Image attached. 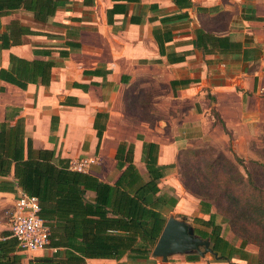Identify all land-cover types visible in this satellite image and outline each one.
<instances>
[{"label": "crops", "instance_id": "0c3cea01", "mask_svg": "<svg viewBox=\"0 0 264 264\" xmlns=\"http://www.w3.org/2000/svg\"><path fill=\"white\" fill-rule=\"evenodd\" d=\"M59 3L53 16L40 19L23 0H0V69H8L11 55L51 65L47 85L30 82L22 90L0 80V124L19 121L35 150L53 151L68 164L93 159L86 173L107 184L120 175L115 155L123 144L133 145V165L146 179L150 145L165 167L160 193L177 200L164 216L187 223L193 198L172 173L181 151L210 146L241 157L264 138V0ZM20 192L12 171L0 177V233L10 232ZM196 211L192 220L208 219L199 201ZM223 238L240 246V239ZM248 246L230 261L190 250L167 261L151 255L86 264H249Z\"/></svg>", "mask_w": 264, "mask_h": 264}, {"label": "trees", "instance_id": "16d2710c", "mask_svg": "<svg viewBox=\"0 0 264 264\" xmlns=\"http://www.w3.org/2000/svg\"><path fill=\"white\" fill-rule=\"evenodd\" d=\"M59 2L23 0L24 8L40 19L53 16ZM50 68L47 62L11 55L8 69H0V80L22 90L30 82L47 85ZM97 135L98 148L101 133ZM148 147L143 156L146 179L133 165V145L123 144L115 155L120 175L115 183L107 184L88 173L70 170L68 162L55 158L53 151L35 150L19 121L14 125L7 119L1 123L0 177L13 172L21 192L37 198L39 217L50 231L48 249L52 253L31 257L27 264H86L88 259L150 257L167 221L164 211L172 210L177 200L160 193L158 184L165 167L157 165L156 154ZM202 150L184 151L195 162L186 172L193 181L189 186L183 181L184 187L200 198V212L209 216L207 220L193 219L197 225L194 235L208 240L217 259L226 261L237 255L243 258L245 246L255 244L262 254L258 262L264 264V163L252 162L247 169L236 155L233 161L207 159ZM88 193L94 195L93 201L87 198ZM212 207L216 213L211 212ZM218 215L240 237L238 248L221 236ZM16 245L11 232L0 233V264H21Z\"/></svg>", "mask_w": 264, "mask_h": 264}, {"label": "built area", "instance_id": "2783aa9c", "mask_svg": "<svg viewBox=\"0 0 264 264\" xmlns=\"http://www.w3.org/2000/svg\"><path fill=\"white\" fill-rule=\"evenodd\" d=\"M93 163V159L77 158L69 162L68 168L86 173ZM39 210L37 198L23 192L14 201L10 215V232L21 252L32 254L48 249L50 231L39 217Z\"/></svg>", "mask_w": 264, "mask_h": 264}, {"label": "rangeland", "instance_id": "374dc122", "mask_svg": "<svg viewBox=\"0 0 264 264\" xmlns=\"http://www.w3.org/2000/svg\"><path fill=\"white\" fill-rule=\"evenodd\" d=\"M201 149H203L202 151H203V153H205V156L207 157V159H215V158L224 157V158H227V159L233 161V158L235 155L232 152L224 153V152L219 151L218 149L212 148L210 146L204 147ZM238 158L243 161L244 167L247 169H251V163L252 162L264 163V138L259 139L256 142V144L251 146V149H250V152L248 155H244V156H241ZM194 163L195 162H192V158H190V156L185 154L184 151H181V153L178 156L177 163L174 166H172V169H173L172 173L174 174V177H176L178 179V181H179V183L183 189L184 196L186 197L187 195H190L193 198L191 204L194 205V207H191V209L186 210V213H187L186 222L188 224H190L191 227L197 226L193 222L191 215L197 213L196 207L198 205V201L200 198L197 195H194V194L190 193L188 190H186V188L184 187V184L186 183L189 186L190 185L189 183L191 181H193V179L191 180V178H188V176H186V172H188L190 170L191 166H193ZM240 170L242 172H244V170H242L241 167H240ZM183 181H184V184H183ZM195 182H196V180H195ZM206 187H207L206 185L203 186V189H206ZM164 189L168 191V188L166 186H164ZM173 191H175V190H173ZM184 206H185L184 209H187V206H188L187 203H184ZM180 216H181V214H180ZM217 223L220 225L222 224L223 237H227L233 243L238 241V239H240V237H238V235L234 231V228L232 226H229L228 224H226L225 219L223 217H221V215H218ZM9 224H10V221H9ZM247 249H248V251H250L249 255L251 256L249 264H260L258 262V257L261 256L262 254H261V250L259 249V247L255 244H249ZM44 253H49V252H48V250H45L43 252H37V253H32V254L31 253H23V255L26 259H28V258L35 257V256H41V254H44Z\"/></svg>", "mask_w": 264, "mask_h": 264}, {"label": "water", "instance_id": "95a60500", "mask_svg": "<svg viewBox=\"0 0 264 264\" xmlns=\"http://www.w3.org/2000/svg\"><path fill=\"white\" fill-rule=\"evenodd\" d=\"M201 247L204 248L203 252L200 250ZM190 250L196 251L201 256L206 253H213L209 241L195 237L193 229L187 223L173 217L168 218L153 248L152 255L162 261H167V256L171 254L184 253Z\"/></svg>", "mask_w": 264, "mask_h": 264}]
</instances>
